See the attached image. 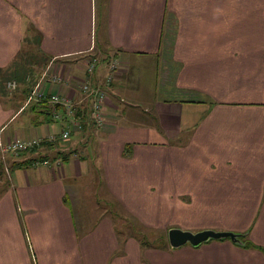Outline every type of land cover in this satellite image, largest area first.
<instances>
[{
    "label": "crops",
    "instance_id": "crops-1",
    "mask_svg": "<svg viewBox=\"0 0 264 264\" xmlns=\"http://www.w3.org/2000/svg\"><path fill=\"white\" fill-rule=\"evenodd\" d=\"M28 50L62 79L42 92L81 117L49 121L0 95V145L57 137L17 160L49 165L5 167L0 264H264V0H0V78ZM86 79L107 94L102 127L84 118ZM97 182L149 227L248 232L259 248L148 249L108 217L78 228L73 202H99Z\"/></svg>",
    "mask_w": 264,
    "mask_h": 264
},
{
    "label": "rangeland",
    "instance_id": "rangeland-1",
    "mask_svg": "<svg viewBox=\"0 0 264 264\" xmlns=\"http://www.w3.org/2000/svg\"><path fill=\"white\" fill-rule=\"evenodd\" d=\"M152 61H153L152 66H148V67L152 68V70L154 71L153 74L155 76L156 75L155 73L158 72L157 71V60L155 61V59H154ZM49 64L50 63L46 64L47 66L44 65L42 67H40V65L33 66V70H34L33 79L34 80L36 79L38 84L40 82L53 81L54 78L59 77L57 75L50 76V74L47 73V67ZM170 70H171V68H168L169 72H168L167 79H169L171 76ZM45 72H46V76H44ZM148 76H150V75H148ZM144 79H145V77H143V80ZM148 80H149V84L154 82L153 83L154 85H152V87L150 86V88H152V90L155 91L156 90V80L153 81V78L151 76L148 78ZM11 82L12 81H9V83H11ZM15 82L17 84V87L15 89H12L9 86V83L7 84L8 97H5V101H10L12 104H13V102L16 103V106L21 107V108H18L17 110L24 109V107H25L24 105L26 104V100L24 99V96H23L21 89L23 90L25 85H22L17 80H15ZM159 90H161L160 87H159ZM154 91H152V92L150 91L149 93H147L148 98H146V99H147V101H149V103L154 102L155 97L157 95H159V96L164 95L163 92L161 93L162 94L161 95L159 91H157V92H154ZM170 96H174V94H171ZM164 97H165V95H164ZM146 99H144L145 102H146ZM33 103H36V102H33ZM29 108L30 107L25 108V112H28ZM28 152H23V153H19L17 155H11V156L9 155V156L5 157V159H3L2 162H3L5 167H11L14 162H21V161H17V160H19V159L21 160V159L25 158L26 155L29 154ZM0 158H1V156H0ZM106 191H107V189L100 186L99 182H97L96 183V194H97V197L99 198V202H81L78 205L76 204V202H73L74 214H75V218L77 220V227L78 228L84 227V225L91 227V226L96 224V222H95L96 219L99 220V218H101V217H103V218L108 217L113 222H115L116 230H117L118 235H119V239L122 241L123 240L126 241L128 239L129 240H135V241H138L139 243H141L142 245L144 244L143 246H147L148 249L150 247H161L163 244H165L167 242L166 241V238H167L166 232L159 230V229H156V228L149 227L144 222H141V220L139 221V220H137L133 217H130L129 215L123 213L122 209L120 208V206L116 202H106V200H107V192ZM81 218H83V220H85L86 223H84ZM80 220H81V222H80ZM147 243H149V246L146 245Z\"/></svg>",
    "mask_w": 264,
    "mask_h": 264
},
{
    "label": "built area",
    "instance_id": "built-area-1",
    "mask_svg": "<svg viewBox=\"0 0 264 264\" xmlns=\"http://www.w3.org/2000/svg\"><path fill=\"white\" fill-rule=\"evenodd\" d=\"M99 64V61L97 58H91L89 62L87 63L86 71L87 74H93L96 70L97 66ZM118 68V64L116 62H113L110 64V73L113 74ZM46 76V74L44 75ZM112 76L109 75L107 77L106 84H110L112 81ZM62 79L60 77L54 78L52 82H60ZM41 82L37 84V86L33 89L32 93L30 94L27 105L33 103V102H39L44 99H48L49 103L53 106L59 105L62 106L65 109V112H57L56 110L53 112V117L55 120H63L66 115L68 117H71L76 124H78V121L80 120L76 116V106L71 103L70 100L61 97L60 95H51L47 96L42 90L40 89ZM9 86L12 89H15L17 87L16 82L9 83ZM82 92L86 96V98L90 102V118L94 121L95 125L97 127H102L105 124V103H106V96L103 87L99 84L93 85L90 80L86 79L85 82L82 84ZM33 101V102H32ZM76 111V112H75ZM78 119V120H77ZM62 140H68L70 138V131L64 130L60 136ZM48 141H55L57 140V137L50 136L47 138ZM44 140L40 138H34V139H26V140H13L8 142L7 144H1L0 145V154L3 159L7 155H17L19 153L30 151L34 148L39 147ZM49 165L50 161H44V162H37L36 165ZM58 165H61V163L58 161Z\"/></svg>",
    "mask_w": 264,
    "mask_h": 264
},
{
    "label": "trees",
    "instance_id": "trees-1",
    "mask_svg": "<svg viewBox=\"0 0 264 264\" xmlns=\"http://www.w3.org/2000/svg\"><path fill=\"white\" fill-rule=\"evenodd\" d=\"M50 61V58L47 56H38L37 54H35L32 50H28V53H25L24 56L20 55L17 60L14 62L13 66H11L9 68V70H7L5 73L3 74V77L0 78V95L2 97H8V93H7V84L9 83V81L15 82V80H17L19 83H21L22 85H25V87L23 88V90L21 89L24 99L26 100V104L24 105V109L27 107H30L31 104L27 105V101L28 98L30 96V94L33 91V88L37 85V80L33 79V66L35 65H40V67L48 64ZM47 66V65H46ZM32 78V79H31ZM14 80V81H13ZM33 106H31L29 109H31ZM34 110H40L38 111L36 114H43L45 116H47V120L49 121H53L55 120L53 117V112L56 110L57 112H63L65 111V109L62 106L56 105H50L48 99H44L42 101H39L38 104L34 105L33 107ZM88 110L85 111L84 113V118L87 119L89 118V114H88ZM76 116L80 119L81 117V112L80 110H78L76 112ZM83 118V119H84ZM54 141H46L44 140L42 142V144L37 147L34 148L32 150H30L29 152H36V150L40 149L43 146H48V147H53L55 144H53ZM28 152V151H27ZM28 152V153H29ZM63 155L61 153L58 154ZM64 159H66V157H64ZM44 161H49V159H47L46 157H39V158H35L32 160H25V161H21V162H14L12 164V166L10 168H14L15 166L18 168H22L25 166H37L36 163L37 162H44ZM42 165V164H40ZM39 166V165H38ZM7 172H6V168L3 164V162L0 160V183L2 184L1 187L3 188H7V186L9 185V181L8 178L6 176ZM65 200L67 201V199L65 198ZM67 204H69V202H65ZM244 234V238L242 239L243 242L246 244V246L244 247H253V248H259L257 246H255L252 242H250L248 240V236L249 233L245 232L242 233ZM226 241V240H224ZM144 245V244H143ZM146 245L149 246V243H147ZM243 247V246H242Z\"/></svg>",
    "mask_w": 264,
    "mask_h": 264
},
{
    "label": "water",
    "instance_id": "water-1",
    "mask_svg": "<svg viewBox=\"0 0 264 264\" xmlns=\"http://www.w3.org/2000/svg\"><path fill=\"white\" fill-rule=\"evenodd\" d=\"M244 234L231 231L202 230L192 232L179 228H171L167 232V240L172 249H179L183 246L198 248L212 241L230 240L238 246H246L243 242Z\"/></svg>",
    "mask_w": 264,
    "mask_h": 264
}]
</instances>
